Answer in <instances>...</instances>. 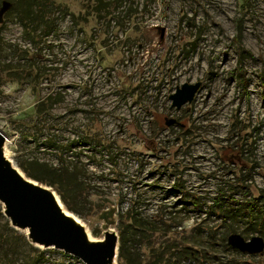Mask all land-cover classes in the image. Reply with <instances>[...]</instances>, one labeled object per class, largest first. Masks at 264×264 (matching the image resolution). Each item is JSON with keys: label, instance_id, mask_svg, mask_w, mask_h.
<instances>
[{"label": "rangeland", "instance_id": "obj_1", "mask_svg": "<svg viewBox=\"0 0 264 264\" xmlns=\"http://www.w3.org/2000/svg\"><path fill=\"white\" fill-rule=\"evenodd\" d=\"M51 1L52 9L34 3L27 30L18 11L24 5L0 0L6 156L16 164L20 143L26 146L16 123L31 120L51 95L52 116L72 129L66 137L77 140L89 125L112 146L109 154L77 149L78 165L89 169L77 216L94 240L108 231L120 236V217L134 202L143 217L171 219L158 238L201 250L203 259L184 264L236 257L264 264V253L239 256L225 245L231 234L264 238V0ZM197 82L195 100L172 108L177 88ZM171 119L177 123L167 126ZM219 194L223 212L211 210ZM230 197L257 198L261 212L251 218ZM38 249L41 264H85Z\"/></svg>", "mask_w": 264, "mask_h": 264}, {"label": "trees", "instance_id": "obj_2", "mask_svg": "<svg viewBox=\"0 0 264 264\" xmlns=\"http://www.w3.org/2000/svg\"><path fill=\"white\" fill-rule=\"evenodd\" d=\"M28 1L22 0L19 3L16 0L19 5H24V8H19L18 11L20 20L27 30L34 24L31 8L35 2V4L37 2L46 3L48 9L54 7L51 0ZM48 13L43 15L42 21L45 23V27L50 25L51 10ZM55 106L56 103L50 95L36 104L35 116L31 120L16 123L21 135L25 137L24 142H26V146L22 143L19 145L20 150L17 152L19 155L16 157V164L29 178L52 187L60 195L66 207L81 217L75 201L84 198L85 191L89 189L85 180L89 169L85 165H78V161L84 155L77 149L93 145L96 155L100 154L98 151L100 148L109 154L112 146H106L103 142V134L89 125L82 131L83 133L81 132V135H78L77 140L66 137V134L72 133V129L60 121L59 116H52L51 112L55 110ZM191 199L193 198L191 197ZM227 201L233 206L237 204L244 206V211L251 218L255 216V213L261 212L257 198L241 203L230 197L227 198ZM223 204V194H219L215 198L211 210L218 208L220 212H223ZM150 218L141 216L137 212L134 202H131L128 210L120 217L119 264H184L185 258L194 261V263L196 260L203 259L201 250L191 243L178 249L173 247L175 245L168 239L166 240L165 236L162 235L158 238L160 232L165 233V229L170 227L171 219H165L162 216ZM225 245L235 255H243L228 243ZM44 255L45 252L33 245L26 235L19 234L11 226L0 206V264H41ZM236 258L228 263L245 264L239 257Z\"/></svg>", "mask_w": 264, "mask_h": 264}, {"label": "water", "instance_id": "obj_3", "mask_svg": "<svg viewBox=\"0 0 264 264\" xmlns=\"http://www.w3.org/2000/svg\"><path fill=\"white\" fill-rule=\"evenodd\" d=\"M10 8L6 5L2 12ZM164 30L162 33V38ZM202 83H185L171 95L172 108L181 110L191 104ZM175 119L166 125L176 124ZM6 137L0 131V203L3 214L16 230L26 232V237L36 247L56 249L79 258L85 264L118 263L120 236L108 231L103 240H90L85 225H80L69 214L80 219L67 207L63 210L60 195L50 186L29 178L6 156ZM25 177H24V176ZM91 234V233H90ZM92 237V234H91ZM228 244L244 255L264 253V238L254 236L247 240L240 234H231Z\"/></svg>", "mask_w": 264, "mask_h": 264}, {"label": "bare ground", "instance_id": "obj_4", "mask_svg": "<svg viewBox=\"0 0 264 264\" xmlns=\"http://www.w3.org/2000/svg\"><path fill=\"white\" fill-rule=\"evenodd\" d=\"M23 176H24V175H23ZM24 177H25V176H24ZM62 208H63L64 211H66V213H68V212H67V209H66V206L62 205ZM68 215H69L71 218H73L74 220H76V222H77L78 224H80V225H84V223H83L80 219H78L77 217H74L72 214H69V213H68ZM86 231H87V233H88V236H90V237H89L90 240L93 241L94 239L91 237V234L88 232L87 228H86ZM114 264H117L116 259H114Z\"/></svg>", "mask_w": 264, "mask_h": 264}]
</instances>
